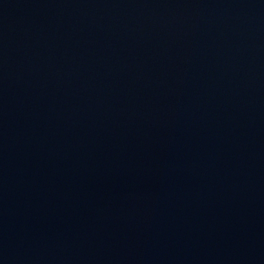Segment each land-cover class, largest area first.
I'll use <instances>...</instances> for the list:
<instances>
[{
	"label": "water",
	"instance_id": "95a60500",
	"mask_svg": "<svg viewBox=\"0 0 264 264\" xmlns=\"http://www.w3.org/2000/svg\"><path fill=\"white\" fill-rule=\"evenodd\" d=\"M0 264H264V0H0Z\"/></svg>",
	"mask_w": 264,
	"mask_h": 264
}]
</instances>
